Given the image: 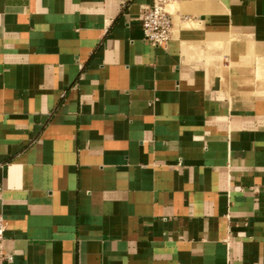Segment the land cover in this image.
Segmentation results:
<instances>
[{"label":"crops","instance_id":"0c3cea01","mask_svg":"<svg viewBox=\"0 0 264 264\" xmlns=\"http://www.w3.org/2000/svg\"><path fill=\"white\" fill-rule=\"evenodd\" d=\"M0 0L3 264H264V0Z\"/></svg>","mask_w":264,"mask_h":264},{"label":"built area","instance_id":"2783aa9c","mask_svg":"<svg viewBox=\"0 0 264 264\" xmlns=\"http://www.w3.org/2000/svg\"><path fill=\"white\" fill-rule=\"evenodd\" d=\"M179 0H152L141 9L145 39L154 47H166L173 37L174 22L169 7ZM6 225L0 214V264L12 260L4 250Z\"/></svg>","mask_w":264,"mask_h":264},{"label":"rangeland","instance_id":"374dc122","mask_svg":"<svg viewBox=\"0 0 264 264\" xmlns=\"http://www.w3.org/2000/svg\"><path fill=\"white\" fill-rule=\"evenodd\" d=\"M169 9L171 10V6L169 7Z\"/></svg>","mask_w":264,"mask_h":264}]
</instances>
